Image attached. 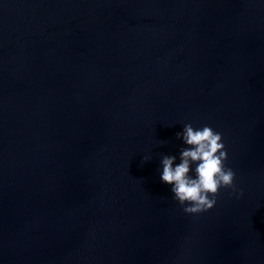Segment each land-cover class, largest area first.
Returning <instances> with one entry per match:
<instances>
[{
	"label": "water",
	"instance_id": "obj_1",
	"mask_svg": "<svg viewBox=\"0 0 264 264\" xmlns=\"http://www.w3.org/2000/svg\"><path fill=\"white\" fill-rule=\"evenodd\" d=\"M186 123L243 189L200 214ZM0 264H264V0H0Z\"/></svg>",
	"mask_w": 264,
	"mask_h": 264
},
{
	"label": "clouds",
	"instance_id": "obj_2",
	"mask_svg": "<svg viewBox=\"0 0 264 264\" xmlns=\"http://www.w3.org/2000/svg\"><path fill=\"white\" fill-rule=\"evenodd\" d=\"M176 136L186 147L180 149L179 163L175 155H162L160 179L171 185L172 198L185 213L200 214L213 208L221 188L231 189L229 194L237 198L243 195L235 183L236 173L225 164L228 154L222 133L207 125L194 128L186 123Z\"/></svg>",
	"mask_w": 264,
	"mask_h": 264
}]
</instances>
